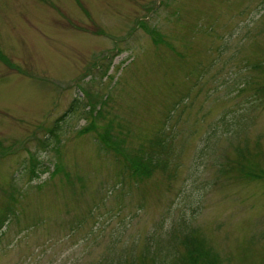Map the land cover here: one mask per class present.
Masks as SVG:
<instances>
[{
	"label": "rangeland",
	"instance_id": "374dc122",
	"mask_svg": "<svg viewBox=\"0 0 264 264\" xmlns=\"http://www.w3.org/2000/svg\"><path fill=\"white\" fill-rule=\"evenodd\" d=\"M261 86L264 0H0V264H264Z\"/></svg>",
	"mask_w": 264,
	"mask_h": 264
},
{
	"label": "trees",
	"instance_id": "16d2710c",
	"mask_svg": "<svg viewBox=\"0 0 264 264\" xmlns=\"http://www.w3.org/2000/svg\"><path fill=\"white\" fill-rule=\"evenodd\" d=\"M255 95H256V100H258V99H260V100H264V86H261V87H259V88H257L256 89V92H255ZM81 97H78V98H75V100L72 102V104H71V106H70V108L56 121V123H55V125L53 126V128L50 130V134L52 135V136H54V137H56V135H57V132L59 131V130H61L62 129V127H63V124L61 123L65 118H66V116L69 114V113H71L72 111H75L76 110V108H78L79 107V105H80V102H81ZM135 162H133V164H134ZM137 163H141L142 165H143V162L142 161H138ZM133 164H131V165H133ZM135 167V168H134ZM144 169H142L141 167H140V164L139 165H137V166H133V167H131V169H132V172L134 173V174H137V175H141V176H143V175H147L148 174V168L145 166V167H143ZM189 238V236H187L186 237V239H188ZM199 240L198 239H196V240H193V243H194V245L198 242ZM155 250V249H154ZM162 255L161 256V258L160 259H158L157 257H158V255ZM160 254L158 253V251H156V255H155V257L153 258L154 260V264H163V260H165V259H168L169 257H171V255H169L168 253H162V252H160ZM168 254V255H167ZM197 255H199V256H201V255H203L204 254V252L201 250V249H198V252L196 253ZM157 256V257H156ZM160 257V256H159ZM194 264H199L198 263V261H195L194 262ZM203 264H215V262H203Z\"/></svg>",
	"mask_w": 264,
	"mask_h": 264
}]
</instances>
